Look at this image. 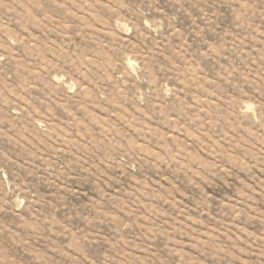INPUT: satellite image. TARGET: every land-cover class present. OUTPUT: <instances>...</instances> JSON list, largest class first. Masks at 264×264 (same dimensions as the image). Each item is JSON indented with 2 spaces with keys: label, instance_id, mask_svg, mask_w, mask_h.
Instances as JSON below:
<instances>
[{
  "label": "rangeland",
  "instance_id": "obj_1",
  "mask_svg": "<svg viewBox=\"0 0 264 264\" xmlns=\"http://www.w3.org/2000/svg\"><path fill=\"white\" fill-rule=\"evenodd\" d=\"M0 264H264V0H0Z\"/></svg>",
  "mask_w": 264,
  "mask_h": 264
}]
</instances>
